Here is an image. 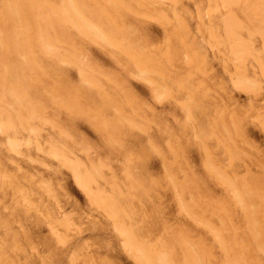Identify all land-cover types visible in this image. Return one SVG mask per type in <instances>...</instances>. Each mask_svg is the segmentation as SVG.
Here are the masks:
<instances>
[{
    "label": "rangeland",
    "instance_id": "374dc122",
    "mask_svg": "<svg viewBox=\"0 0 264 264\" xmlns=\"http://www.w3.org/2000/svg\"><path fill=\"white\" fill-rule=\"evenodd\" d=\"M0 264H264V0H0Z\"/></svg>",
    "mask_w": 264,
    "mask_h": 264
},
{
    "label": "bare ground",
    "instance_id": "6f19581e",
    "mask_svg": "<svg viewBox=\"0 0 264 264\" xmlns=\"http://www.w3.org/2000/svg\"><path fill=\"white\" fill-rule=\"evenodd\" d=\"M15 16V15H14Z\"/></svg>",
    "mask_w": 264,
    "mask_h": 264
}]
</instances>
